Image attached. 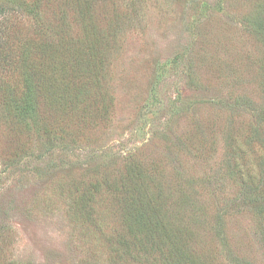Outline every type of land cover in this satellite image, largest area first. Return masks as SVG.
I'll return each instance as SVG.
<instances>
[{
	"label": "rangeland",
	"instance_id": "obj_1",
	"mask_svg": "<svg viewBox=\"0 0 264 264\" xmlns=\"http://www.w3.org/2000/svg\"><path fill=\"white\" fill-rule=\"evenodd\" d=\"M40 5L29 59L104 67L77 98L56 70L57 92L0 88V264H264V172L242 179L264 158V0ZM26 100L22 120L8 101ZM127 190L168 236L152 244Z\"/></svg>",
	"mask_w": 264,
	"mask_h": 264
},
{
	"label": "trees",
	"instance_id": "obj_2",
	"mask_svg": "<svg viewBox=\"0 0 264 264\" xmlns=\"http://www.w3.org/2000/svg\"><path fill=\"white\" fill-rule=\"evenodd\" d=\"M41 0H34L33 7L29 5L26 0H0V88L3 89L2 95L5 99L6 96L10 98L13 95H17L20 93H27L26 98L33 96L34 87H38L40 90H43L47 87L55 88V92H57V83L51 82L49 84L46 83L47 76L52 73L54 75V71H60L59 76L62 78V73H68L67 76L71 77V83L74 85V88L71 86H67L66 89H60L62 97L67 96L68 92L74 91V98H77L82 93L80 90L81 83L84 84L86 80L91 79L92 76H95V80L99 79V72L103 71V62L101 59H85L81 55H72L71 63L66 61V57L61 61H57V58L45 60L44 58L37 57V60H41V63H36L35 60L29 59V55L32 52V47L26 42L27 40L22 39L19 34L18 27L26 18V15L34 17L33 21L37 27L38 22H44L39 17L41 14L40 8ZM260 30L264 31V24L259 25ZM39 30L44 27L42 25H38ZM37 66V67H36ZM91 71H94L91 74ZM97 74V75H96ZM67 78V77H66ZM63 83L65 78H62ZM37 80V81H36ZM35 83V84H34ZM88 84V82H86ZM84 84V86H87ZM97 85V84H96ZM71 90H68V88ZM81 88V89H82ZM48 89V88H47ZM52 90V89H51ZM89 91V90H87ZM31 101L26 100L25 103L19 104L16 102H9V105L14 109V111L22 117V120H26L29 113L32 112V108L30 107ZM257 137L260 134L256 133ZM264 152V150H263ZM256 160V159H255ZM257 163V162H256ZM259 163V164H258ZM257 163V173L252 170L247 169L242 175V179H245V183L248 184L250 182L255 187V181L262 175L264 166V158H261L260 162ZM260 166V170L259 167ZM254 170V169H253ZM252 171V172H251ZM241 173V171H240ZM261 173V174H260ZM242 174V173H241ZM256 188L255 190H257ZM260 192H263L262 197L264 196V189ZM126 197H128L127 205L129 208V217L139 218L141 221V225L143 229H146L149 232V238L153 239L152 244H155L157 238H160L164 235L168 236V230L163 227V230L157 231L158 227L163 224V213L159 211L158 208L147 207V204L143 202L140 196L135 197L132 190H127ZM146 197H144L145 199ZM147 201L149 199L147 198ZM138 202L139 209L135 206V203ZM150 202V201H149ZM125 203V202H124ZM147 207V208H146ZM152 232L148 230V227H152ZM185 232V230H183ZM186 233V232H185ZM161 237V239H162ZM160 239V240H161ZM127 252V253H126ZM123 252L127 255L128 251ZM193 264L192 261H188L185 258H181L179 261H176L174 264Z\"/></svg>",
	"mask_w": 264,
	"mask_h": 264
}]
</instances>
